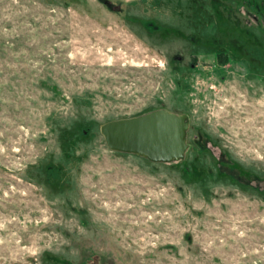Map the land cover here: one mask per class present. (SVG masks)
<instances>
[{
  "label": "rangeland",
  "instance_id": "rangeland-1",
  "mask_svg": "<svg viewBox=\"0 0 264 264\" xmlns=\"http://www.w3.org/2000/svg\"><path fill=\"white\" fill-rule=\"evenodd\" d=\"M160 109L181 160L107 148ZM0 264H264V0H0Z\"/></svg>",
  "mask_w": 264,
  "mask_h": 264
},
{
  "label": "water",
  "instance_id": "water-1",
  "mask_svg": "<svg viewBox=\"0 0 264 264\" xmlns=\"http://www.w3.org/2000/svg\"><path fill=\"white\" fill-rule=\"evenodd\" d=\"M187 129L184 115L160 109L107 122L100 127V133L113 152L143 156L153 163H170L183 158Z\"/></svg>",
  "mask_w": 264,
  "mask_h": 264
},
{
  "label": "trees",
  "instance_id": "trees-1",
  "mask_svg": "<svg viewBox=\"0 0 264 264\" xmlns=\"http://www.w3.org/2000/svg\"><path fill=\"white\" fill-rule=\"evenodd\" d=\"M228 56L229 54L227 52H222V51L218 52L217 53V63L219 65H223L227 61Z\"/></svg>",
  "mask_w": 264,
  "mask_h": 264
},
{
  "label": "flooded vegetation",
  "instance_id": "flooded-vegetation-1",
  "mask_svg": "<svg viewBox=\"0 0 264 264\" xmlns=\"http://www.w3.org/2000/svg\"><path fill=\"white\" fill-rule=\"evenodd\" d=\"M256 180L262 182V181L260 180V178H258V177L256 178Z\"/></svg>",
  "mask_w": 264,
  "mask_h": 264
}]
</instances>
